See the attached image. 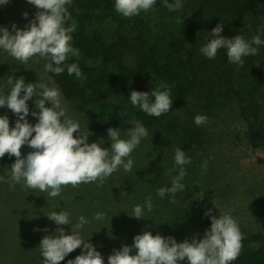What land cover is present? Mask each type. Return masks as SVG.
Instances as JSON below:
<instances>
[{
    "label": "rangeland",
    "instance_id": "374dc122",
    "mask_svg": "<svg viewBox=\"0 0 264 264\" xmlns=\"http://www.w3.org/2000/svg\"><path fill=\"white\" fill-rule=\"evenodd\" d=\"M236 1L241 0H182L197 30L203 34L201 47L213 38L210 33L218 24L224 25L222 36L229 38L232 35ZM37 11L27 0H9L8 4L0 6V28L12 32V25L15 24L19 29H25L35 19ZM25 13H28L27 18ZM106 22L104 40L112 43L117 24L112 19ZM170 30L180 34L175 26ZM71 45L74 48L73 38ZM124 53L120 57L128 66H134L138 60L136 48H127ZM201 58L207 62L199 75L207 70V79L198 83L186 106L148 130V137L142 139L131 153L130 158L134 162L131 172H125L121 167L105 180L102 187L98 186V182L82 183L77 187L68 185L54 199H49L46 193L39 190L24 189L20 184L10 189L7 182L0 181V264H43L39 249L41 240L47 235H54L58 227L71 234V225L58 226L46 216L50 211L60 212L62 209L71 213L73 224L80 216L89 221L81 230V237L101 253L104 264H108L113 250H120L124 245L132 246L134 237L145 230L153 235L174 237L178 243L185 239H203L205 232L211 228V217L205 216L209 210L218 217L223 211L231 209L244 240L251 235L263 237L262 242L253 244L243 240V247L246 244L254 247L264 244V216L260 209L264 165L258 163L259 158H264V150L251 147L246 124L240 116V105L220 76L222 70L217 56L208 59L202 55ZM79 59V55L69 54L66 61ZM49 62L35 56L24 64L0 49V90L8 94L9 77H23L25 83H45L59 90L49 72L45 71V64ZM212 65L217 72L215 82L210 79L209 66ZM118 72L115 66H108L103 74ZM38 98L34 96L28 101L30 114L27 119L33 126L38 120L31 112L39 111L35 106ZM60 102L66 115L80 123L81 131L88 129L92 133L89 143L103 140L102 147H111L107 128L89 114L78 112L62 94ZM47 106L51 107L50 104ZM5 115L9 118L10 128H14L18 117L7 107L0 108V116ZM196 115L207 116V122L196 126ZM128 131H120L121 138L127 139ZM177 147L192 160L191 164L185 165L186 176L182 181L185 191L177 192L175 197L168 194L161 198L157 189L171 187L173 176L179 172L174 162ZM31 151L33 149L27 145L22 146V156ZM15 160L16 157L8 154L0 158V176H4L5 180ZM206 160L208 169L205 172L201 166ZM174 168L176 171L169 175ZM148 196L152 197L153 210L148 212L145 208L142 219L130 217L133 206L143 205ZM173 198L175 204L170 203ZM98 212L105 214L102 221L94 219ZM45 228L47 232L43 231ZM83 251V247L74 250L61 264L74 260ZM132 254L135 255V251ZM182 264H187V261Z\"/></svg>",
    "mask_w": 264,
    "mask_h": 264
},
{
    "label": "clouds",
    "instance_id": "9594fccd",
    "mask_svg": "<svg viewBox=\"0 0 264 264\" xmlns=\"http://www.w3.org/2000/svg\"><path fill=\"white\" fill-rule=\"evenodd\" d=\"M27 2L38 9L35 19L25 29H19L15 24L12 25V32L0 28V49L24 64L35 56L48 59L50 62L45 64L46 72L61 75L66 68L69 75L75 74L77 79L81 78L79 66L66 63L69 54L79 55V50L71 45V33L77 27L75 21L65 27L66 22L72 19L68 8L72 0ZM8 3L9 0H0V6ZM155 4L156 0H115L114 10L125 18H131L142 11L148 12ZM164 6L169 11H179L183 4L182 0H174L173 3L164 0ZM24 16L27 18L28 13ZM223 28V24H218L212 29L210 35L213 38L200 48V53L206 58L215 59L218 50L226 49L229 63L240 65L243 57L257 55L258 46L264 43L258 35L251 40H246L242 35L225 38L221 35ZM7 85L10 86L7 95L0 90V108L7 107L18 117L15 127L10 128L9 118L0 116V158L6 154L16 157L11 170H7L8 179L0 176V181L7 182L10 189L20 184L24 189L39 190L46 193L49 199H54L68 185L77 187L82 183L98 182V186L102 187L105 180L121 167L125 172L132 171L134 162L130 158L131 153L149 134L141 122L134 121L135 127L128 131L127 139L121 138L119 129L109 128L111 147L106 149L102 147L103 140L89 143L88 138L92 133L88 129L81 131L80 123L66 115L57 88L39 82L25 83L23 77H9ZM34 96L39 97L35 100L39 111L31 112L38 120L33 126L27 117L30 114L28 101ZM150 96L154 97V101L150 100ZM130 102L149 116L160 117L172 109L171 87L161 82L150 92L132 91ZM49 104L51 107L47 106ZM207 119V116L196 115L194 123L201 126ZM24 145L33 149L27 156L21 153ZM174 162L179 172L173 176L171 187L157 189V195L161 198L168 194L175 197L177 192L185 191L182 183L186 176L185 165L191 164L192 160L177 147ZM201 167L206 172L208 161H204ZM173 171L176 169L170 170L168 174L171 175ZM170 203L175 204V199ZM212 203L217 208L215 202ZM145 208L148 212L153 210L151 196L146 197L143 205H134L129 216L142 219ZM231 211L225 210L218 217L212 215L211 210L205 212L206 217H211V228L205 232L203 239H185L178 243L174 237L153 235L151 231L145 230L134 237L132 246L124 245L120 250H113V254L108 257V264H182L185 261L187 264H232L242 250L245 237ZM70 215L63 209L46 214L56 225L72 227L71 234H67L63 227H58L54 235H47L41 240L39 249L43 264H61L68 254L81 247L84 251L74 260H68L67 264H104L101 253L81 237L80 232L89 221L80 216L78 222L73 224ZM104 218L102 212L96 213L94 217L98 221ZM43 231L47 232L48 229ZM134 251L135 255L132 254Z\"/></svg>",
    "mask_w": 264,
    "mask_h": 264
},
{
    "label": "trees",
    "instance_id": "16d2710c",
    "mask_svg": "<svg viewBox=\"0 0 264 264\" xmlns=\"http://www.w3.org/2000/svg\"><path fill=\"white\" fill-rule=\"evenodd\" d=\"M114 3L115 0H75L70 5L72 19L65 27L73 21L77 25L71 36L80 59L66 63L77 64L82 76L77 79L65 68L61 75L49 72V77L78 112L89 114L103 127L128 131L135 127L134 121H139L149 130L186 106L198 83L204 80L207 70L199 75L207 62L199 51L203 34L185 6L179 11H169L164 0H156L148 12L125 18L114 10ZM235 9L234 30L229 39L242 35L251 40L258 35L264 41V0H241ZM109 19L117 24L112 43L104 40ZM172 26L179 35L170 30ZM127 48L138 51V60L131 67L120 57ZM217 58L220 76L240 105L251 147L264 150V43L258 46L257 55L243 57L240 65L229 63L226 49L218 50ZM108 66L118 68V74L104 75ZM209 69L210 79L215 82V66ZM161 82L171 87L173 105L167 114L149 116L132 106V91L150 92ZM150 100L154 101V97L150 96ZM258 163L264 165V158H259ZM260 209L264 216V189ZM258 241L262 242L263 237L251 235L244 240L250 244ZM232 264H264V244L259 247L246 244Z\"/></svg>",
    "mask_w": 264,
    "mask_h": 264
}]
</instances>
